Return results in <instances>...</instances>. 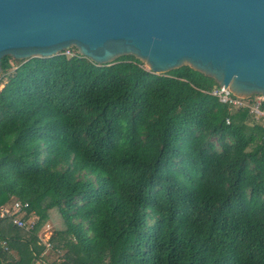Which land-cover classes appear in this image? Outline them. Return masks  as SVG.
Masks as SVG:
<instances>
[{
    "label": "trees",
    "instance_id": "1",
    "mask_svg": "<svg viewBox=\"0 0 264 264\" xmlns=\"http://www.w3.org/2000/svg\"><path fill=\"white\" fill-rule=\"evenodd\" d=\"M0 67V204L37 215L4 224L0 264H29L45 222L64 250L47 264H264V128L212 79L130 55Z\"/></svg>",
    "mask_w": 264,
    "mask_h": 264
},
{
    "label": "water",
    "instance_id": "2",
    "mask_svg": "<svg viewBox=\"0 0 264 264\" xmlns=\"http://www.w3.org/2000/svg\"><path fill=\"white\" fill-rule=\"evenodd\" d=\"M68 48L98 65L130 55L155 74L188 66L264 97V0H0V61Z\"/></svg>",
    "mask_w": 264,
    "mask_h": 264
},
{
    "label": "built area",
    "instance_id": "3",
    "mask_svg": "<svg viewBox=\"0 0 264 264\" xmlns=\"http://www.w3.org/2000/svg\"><path fill=\"white\" fill-rule=\"evenodd\" d=\"M66 56L76 55V50L73 48L65 49L61 52ZM78 54V53H77ZM209 94L214 96L219 102L226 104L229 108L247 109V115L255 125L264 128V97L261 95H253L251 100L249 97L242 98L233 95L227 87L214 86ZM228 122V120H226ZM8 223L11 226L18 228L26 233H31L37 223V215L29 209L27 201L18 199H9L0 204V246L3 250H7L6 236L2 235L4 224ZM51 226L45 222L35 233V245L41 249L33 251V259L29 264H47L44 257L52 254H60L59 250L54 248L50 242Z\"/></svg>",
    "mask_w": 264,
    "mask_h": 264
},
{
    "label": "rangeland",
    "instance_id": "4",
    "mask_svg": "<svg viewBox=\"0 0 264 264\" xmlns=\"http://www.w3.org/2000/svg\"><path fill=\"white\" fill-rule=\"evenodd\" d=\"M143 66H144V65H143ZM0 86H1V84H0ZM246 122H247V124H249V125H254V123L252 122V120H250L249 118L246 119ZM47 223H49V222H47ZM49 224H50V223H49ZM50 226H51V224H50ZM51 231H52V226H51ZM60 253H64V250L62 249V251H60ZM48 254H50L49 261H51V260L53 259V257H54L55 254H52V252H50V253H48Z\"/></svg>",
    "mask_w": 264,
    "mask_h": 264
}]
</instances>
